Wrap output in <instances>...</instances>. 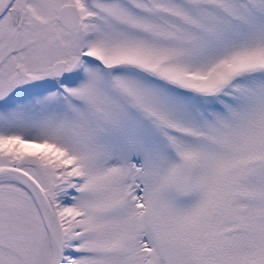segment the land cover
<instances>
[{
  "label": "snow or ice",
  "instance_id": "1",
  "mask_svg": "<svg viewBox=\"0 0 264 264\" xmlns=\"http://www.w3.org/2000/svg\"><path fill=\"white\" fill-rule=\"evenodd\" d=\"M0 264H264V0H0Z\"/></svg>",
  "mask_w": 264,
  "mask_h": 264
}]
</instances>
